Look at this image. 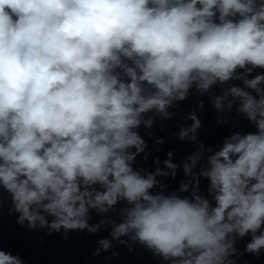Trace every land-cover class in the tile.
I'll return each mask as SVG.
<instances>
[{
    "label": "clouds",
    "instance_id": "clouds-1",
    "mask_svg": "<svg viewBox=\"0 0 264 264\" xmlns=\"http://www.w3.org/2000/svg\"><path fill=\"white\" fill-rule=\"evenodd\" d=\"M254 69H264V0H0V186L11 194L9 215L65 240L111 225L112 240L123 244L132 233L172 264H235L233 237L248 234L245 252L259 255L264 73L247 78ZM232 79L245 87L211 103L222 113L228 101L231 112L238 100L255 132H233L212 152L198 140L200 100L175 136L198 149L182 165L166 159L168 171L145 177L133 169L148 149L136 129L154 123L144 114L170 120L168 109L193 85L205 93ZM229 119L217 115L216 123ZM180 167V190L191 188L192 199L150 193L157 176L174 180ZM202 178L211 201L200 194ZM119 203L124 218L116 223L108 214ZM90 210L104 214L98 223H89ZM97 243L93 256L112 247ZM0 264L27 262L0 249Z\"/></svg>",
    "mask_w": 264,
    "mask_h": 264
}]
</instances>
